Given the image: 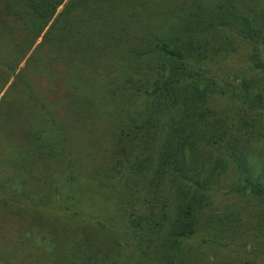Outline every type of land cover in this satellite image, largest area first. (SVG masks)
Returning a JSON list of instances; mask_svg holds the SVG:
<instances>
[{
    "label": "trees",
    "instance_id": "obj_1",
    "mask_svg": "<svg viewBox=\"0 0 264 264\" xmlns=\"http://www.w3.org/2000/svg\"><path fill=\"white\" fill-rule=\"evenodd\" d=\"M63 1L22 0V12L44 27ZM225 2L200 7L197 13L177 23L157 22L145 37L137 39L131 32L138 19L127 5L121 7L117 0H75L65 14L54 18L51 26L55 27V35L57 32L54 41L58 46L56 59L50 56L47 60L53 66V77H39L44 84L52 82V87L46 85L42 91L47 105L57 107L62 125L71 127L76 123L81 126L78 132H104L99 139L87 142L89 150L110 144V163L91 164L89 171L79 164L83 162V151L72 149V159L69 156L66 161H72L77 170L76 177L69 176L70 181L83 174L88 177L90 173L91 178L110 171L126 176L124 183L130 192L124 202L128 203V196H132L128 218L141 230L146 226L141 219L143 212L133 202L135 197L154 190L156 193L155 187L164 180L176 183V214L169 235L174 243L195 233L196 223L202 219L194 210L202 212L206 197L222 184V178L230 180L231 191L249 195L264 206V157L256 171L249 163L247 146L254 132L264 139V6L251 4L240 12L231 10ZM10 11L14 13H8L10 16L0 26L12 25L20 32L13 23L18 14ZM27 33L28 27L24 36ZM230 34L252 45L248 63L253 73L249 77L259 81L256 84L261 89L257 92L250 87L249 78L242 84L234 83L214 67L221 51L227 53ZM19 35L17 40L22 39ZM45 52L50 55L48 43ZM95 86L103 95L85 91V87ZM217 89L227 94L231 108L214 107L212 98ZM104 102L107 105H98ZM100 118L108 119L106 127L96 122ZM26 124L29 128L24 130ZM30 124L29 117L21 115L13 133L7 134V145L13 151H0V176L8 179L12 171L21 178L22 172L35 183L47 184L64 172L57 165V159L63 157V140L60 138L58 150L42 151L44 138ZM61 124L59 129H63ZM224 140L231 145L225 147ZM21 145H25L22 151ZM76 146L80 148V143ZM21 153L25 155L23 164ZM85 162L93 163L88 156ZM56 191L59 193V189ZM56 203L64 202L56 199ZM65 203L75 208L72 201ZM0 213L8 215L0 216V246L4 241L16 244L21 231H13L18 223L10 216L21 219L22 215L12 208ZM230 215H226L227 225L222 224V228L233 232L240 217ZM72 218L83 222L91 215L75 212ZM215 223L204 220L200 228L213 233L210 228ZM18 245H14L16 253L21 254L20 242ZM4 254L18 258L13 252L0 251V259Z\"/></svg>",
    "mask_w": 264,
    "mask_h": 264
},
{
    "label": "rangeland",
    "instance_id": "obj_2",
    "mask_svg": "<svg viewBox=\"0 0 264 264\" xmlns=\"http://www.w3.org/2000/svg\"><path fill=\"white\" fill-rule=\"evenodd\" d=\"M73 1L64 0L44 27L39 21H33L31 16L23 14L22 0H3V8L0 9V23L14 13L10 11L13 9L19 15H16L19 21L13 17V23L21 29L19 32L12 25L0 26V151L5 150L7 154L13 151L10 144L7 145V134L13 133L21 115H27L30 125L44 138L42 151L58 150L60 138L64 146L62 160L57 159V165L59 163L64 172L47 184L35 183L22 172L21 178L15 172L8 173L7 177L11 180L0 176V211L7 212L12 208L22 215L21 219L10 216L18 223L13 231H21V237L17 234L16 238L17 247L19 242L21 244V254L16 253V244L4 241L0 251L13 252L18 258L4 254L0 264H224L233 261L237 264H264V206L249 195L231 191L227 178H222V184L216 185L217 189L206 197L201 213L194 210L202 219L197 221L195 233L176 243L169 236L176 214L177 205L173 196L178 187L176 183L164 180L155 187L157 194L154 190L146 196L135 197L133 202L143 212L141 219L146 226L141 230L138 225H131L128 218L132 196H128V203L124 202V196L130 192V187L124 183L126 176L123 178L120 173L110 171L91 178L90 173L88 177L83 174L74 182L70 181L69 176L76 177L74 172L77 170L72 161H66L69 156L72 159V149L83 151V162L79 164L88 167V171L91 164L100 166L110 163L107 157L109 143L102 145L101 149L94 147L96 149L89 150L87 147L88 141L99 139L104 132H78L81 126L76 123L71 127L62 125L57 107L47 105L42 91L46 85L52 87L53 66L47 60L51 59L50 56L56 59L58 55V46L54 41L57 32L56 35L53 33L55 27H51L52 23L55 17L69 10ZM218 1L117 0L121 7L127 5L126 8L135 12L138 20L131 35L137 39L145 37L157 22L177 23L182 17L197 13L200 7H210ZM224 4L241 12L251 4L263 7L264 0H226ZM26 27L29 34L24 36ZM20 33L22 39L17 40ZM46 43L50 55L45 52ZM227 47V53L221 51L222 58L219 57L214 65L217 72L238 84L249 78L252 90L259 91L261 88L256 84L259 81L249 77L253 73L248 63L251 43L230 34ZM42 74L50 78L45 84L39 79ZM97 86L93 89L85 87V91L103 95ZM231 102L227 94L218 89L215 91L212 98L214 107L231 108ZM138 104L141 106V102ZM104 119L96 122L106 127L108 119ZM59 124L63 129H59ZM28 128L29 124L23 127L24 130ZM69 129L72 131L67 132ZM77 143H80V148H77ZM222 144L225 147L231 145L227 140ZM247 146L251 157L249 163L257 171L264 157V139L259 132L253 133ZM24 156L21 153V164ZM87 156L93 163L85 162ZM56 199L64 203L58 205ZM70 201L75 208L65 203ZM75 212H79L80 216L91 215V219L83 222L73 219ZM228 213L230 218L232 213L240 217L233 232L222 228V224L227 225ZM0 216L5 218L8 215L0 213ZM204 220L217 222L210 228L213 233L200 228Z\"/></svg>",
    "mask_w": 264,
    "mask_h": 264
}]
</instances>
